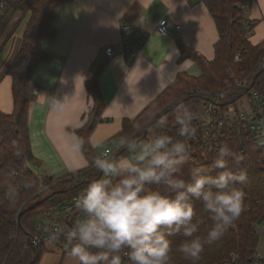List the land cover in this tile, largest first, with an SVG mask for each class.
<instances>
[{
	"label": "trees",
	"instance_id": "16d2710c",
	"mask_svg": "<svg viewBox=\"0 0 264 264\" xmlns=\"http://www.w3.org/2000/svg\"><path fill=\"white\" fill-rule=\"evenodd\" d=\"M4 1L7 9L0 16V52L21 25H25V30L20 49L6 72L12 82L14 111L11 114L0 111V180L6 169L12 167L16 176L24 180L25 184L14 191L8 185L0 187V264H41L48 252V244H33V238L45 232L46 226L41 218L78 198L89 182L101 176L94 166L96 155L93 153L90 137L101 121L105 108L98 81L99 72L103 68L87 83L94 105L84 126L77 132L79 140L84 141L81 151L88 166L44 181L30 167L34 155L29 132V110L35 100L30 84L38 65L51 59L43 51L42 42L45 38L56 36L54 20L59 8L74 0ZM247 2L248 0H206L220 36L215 46V59L210 62L178 41L182 58L192 59L201 75L193 77L186 73L180 74L176 83L164 90L136 119L124 121L121 137H133L146 142L155 133L163 131L177 139L178 125L175 124L174 110L178 102H183L200 118L206 109V95L226 89L232 75L250 72L255 68L264 58V41L253 45L249 40L250 26H247L249 22L244 8ZM18 15L19 19L15 20ZM241 52V62L237 63L235 58ZM160 115L168 117L166 126L155 129V133L148 132L147 129ZM227 145L236 156L235 159L228 160V167L233 171L244 169L247 172V182L237 185L245 192L244 209L223 238L215 245L205 248L198 264H255V255L259 251L260 237L256 226L264 222V145L236 134L230 135ZM18 149L20 155H16ZM194 149L196 155L189 156L182 170L185 178L192 167L209 168L219 155V150ZM114 154L132 155L124 147ZM194 207L197 213L194 220L199 218L203 221L194 235H205L212 226L207 218L209 214L201 202L194 201ZM63 222L60 220V223ZM47 227L51 229L49 225ZM170 239L173 241V264H190L176 250L186 238L176 235ZM62 242L66 244L64 239ZM59 249L65 253L60 246Z\"/></svg>",
	"mask_w": 264,
	"mask_h": 264
},
{
	"label": "crops",
	"instance_id": "0c3cea01",
	"mask_svg": "<svg viewBox=\"0 0 264 264\" xmlns=\"http://www.w3.org/2000/svg\"><path fill=\"white\" fill-rule=\"evenodd\" d=\"M244 8L252 22L249 40L258 45L264 41V0H248ZM164 18L171 28L166 36L157 32ZM123 25L130 27L133 53L142 35L149 36L135 56L126 52L125 44L121 46ZM54 27L56 36L42 42L51 59L38 65L30 84L35 95L29 110L34 155L30 167L44 181L88 166L77 148V132L94 105L87 83L101 67L98 81L105 108L90 137L96 158L106 150L117 152L124 121L136 119L180 74L201 75L192 59L182 58L178 41L211 62L220 39L206 0H74L59 8ZM24 30L23 24L0 52V111L6 114L14 111L12 82L6 72ZM109 47L116 50L112 58L106 55ZM56 100L62 103L59 107L54 106ZM47 249L41 264H74L68 251L59 255L56 244H48Z\"/></svg>",
	"mask_w": 264,
	"mask_h": 264
},
{
	"label": "clouds",
	"instance_id": "9594fccd",
	"mask_svg": "<svg viewBox=\"0 0 264 264\" xmlns=\"http://www.w3.org/2000/svg\"><path fill=\"white\" fill-rule=\"evenodd\" d=\"M61 104L54 101V106ZM174 112L178 139L155 133L166 126V115L147 129L155 134L146 142L122 137L120 145L134 154L104 151L97 156L94 166L101 176L77 198L80 218L56 231L44 228L49 243L63 236L74 264H173L170 238L176 235L186 238L176 250L190 264H198L205 248L220 241L241 215L245 192L237 185L248 177L246 170L228 167L235 153L224 144L209 168L194 166L185 178L188 141L196 136L193 121L198 116L183 102ZM83 144L78 140L77 148ZM194 201L203 204L212 222L205 235H194L203 223L194 220Z\"/></svg>",
	"mask_w": 264,
	"mask_h": 264
},
{
	"label": "built area",
	"instance_id": "2783aa9c",
	"mask_svg": "<svg viewBox=\"0 0 264 264\" xmlns=\"http://www.w3.org/2000/svg\"><path fill=\"white\" fill-rule=\"evenodd\" d=\"M6 9L7 3L0 0V16L4 15ZM249 26H252V22H249ZM175 28L179 31L181 27L176 26ZM157 32L163 36L170 34L171 28L166 18L159 22ZM129 33L130 27L123 25L121 46L125 44L126 52L135 56L143 48L149 36L146 33L142 35L137 42V50L133 53L129 45ZM106 55L108 58L114 57L115 48H107ZM241 58L242 52L236 56L235 61L240 63ZM205 97L207 101L204 114L193 122L197 128L196 136L188 141L190 155H196L194 148L217 151L222 145L227 144L230 135L234 134L246 136L256 144L264 145V58L256 64L252 71L232 75L226 89ZM236 105H242L244 110L240 111ZM106 151L114 154L110 150ZM76 200L77 198L62 209L42 217L41 221L45 226L49 225L52 231L72 225L82 215L80 209L76 207ZM60 220L64 222L60 223ZM63 239L60 235L56 241L49 243L47 233L44 232L33 238V244L40 246L43 243L53 245L56 243L57 246L67 251L62 242ZM255 258V264H264V253L258 251Z\"/></svg>",
	"mask_w": 264,
	"mask_h": 264
},
{
	"label": "rangeland",
	"instance_id": "374dc122",
	"mask_svg": "<svg viewBox=\"0 0 264 264\" xmlns=\"http://www.w3.org/2000/svg\"><path fill=\"white\" fill-rule=\"evenodd\" d=\"M19 19V15L16 16L15 20ZM249 26V25H247ZM249 31L250 28L248 27ZM20 34V33H19ZM237 108L241 110H244L242 105H236ZM145 142V141H143ZM132 155L134 153H131ZM13 172L15 173V171H13L12 167H9L8 169H6V171L3 173L1 180H0V187H2L3 185H8L11 189V191L16 190L20 185L25 184L24 180L19 179L16 176V173L13 174ZM10 174H12V176H10ZM256 230L259 234L260 237V242H259V251L264 253V222L260 223L258 226H256ZM57 252V251H55ZM59 255H63V250H59ZM68 255V254H67Z\"/></svg>",
	"mask_w": 264,
	"mask_h": 264
}]
</instances>
